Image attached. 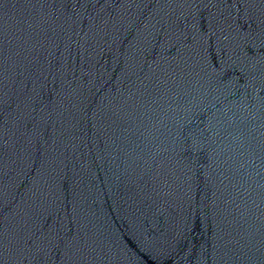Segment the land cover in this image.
<instances>
[{"label":"water","instance_id":"95a60500","mask_svg":"<svg viewBox=\"0 0 264 264\" xmlns=\"http://www.w3.org/2000/svg\"><path fill=\"white\" fill-rule=\"evenodd\" d=\"M0 264H264V0H0Z\"/></svg>","mask_w":264,"mask_h":264}]
</instances>
